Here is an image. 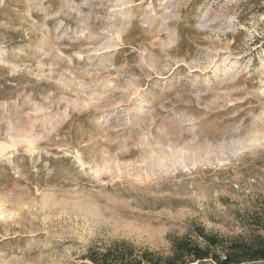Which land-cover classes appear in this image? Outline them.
Returning a JSON list of instances; mask_svg holds the SVG:
<instances>
[{
	"label": "rangeland",
	"instance_id": "374dc122",
	"mask_svg": "<svg viewBox=\"0 0 264 264\" xmlns=\"http://www.w3.org/2000/svg\"><path fill=\"white\" fill-rule=\"evenodd\" d=\"M196 227L264 238V0H0V264Z\"/></svg>",
	"mask_w": 264,
	"mask_h": 264
},
{
	"label": "trees",
	"instance_id": "16d2710c",
	"mask_svg": "<svg viewBox=\"0 0 264 264\" xmlns=\"http://www.w3.org/2000/svg\"><path fill=\"white\" fill-rule=\"evenodd\" d=\"M195 239L177 238L170 256L148 250H135L128 244L115 246L104 253L90 254L93 264H264V238L251 241H227L209 234L202 227L193 231Z\"/></svg>",
	"mask_w": 264,
	"mask_h": 264
}]
</instances>
